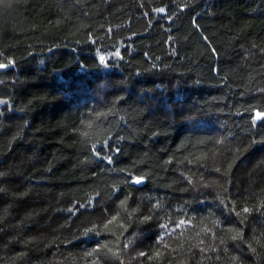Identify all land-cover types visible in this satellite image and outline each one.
<instances>
[{
    "label": "trees",
    "instance_id": "obj_1",
    "mask_svg": "<svg viewBox=\"0 0 264 264\" xmlns=\"http://www.w3.org/2000/svg\"><path fill=\"white\" fill-rule=\"evenodd\" d=\"M9 61L0 264H264V0H0Z\"/></svg>",
    "mask_w": 264,
    "mask_h": 264
},
{
    "label": "snow or ice",
    "instance_id": "obj_2",
    "mask_svg": "<svg viewBox=\"0 0 264 264\" xmlns=\"http://www.w3.org/2000/svg\"><path fill=\"white\" fill-rule=\"evenodd\" d=\"M156 11H158V12H160V13H164V12L166 11V9H165V8H159V9H157ZM115 55L118 56L119 53L117 52ZM100 60H101L102 62H104L105 57H104V56H101V57H100ZM13 63H14V62H12V61H9L8 64L0 63V69L8 68V67L11 66ZM253 119H254V121L264 119V112L256 111V112H255V115H254V117H253ZM105 143H107V141H105ZM116 151H119V149H116ZM94 154L97 155V156H99V153H98V152H95V149H94ZM101 158H102V159H108L109 162H111V157H110V156H109V157H101ZM143 180H144V177H143V176H138V177H135V178L133 179V182L136 183V184H140V183L143 182ZM121 203H122V204H125L126 201H122ZM243 211H244L245 213H247V212L249 211V209L245 208V209H243ZM115 219H116V217H113L112 219L108 220L107 223H108V224H112V223L114 222ZM145 219H146V220H147V219H150V217H145ZM184 223H185L184 220H180V221L178 222V224H177V227H178L179 225L184 224ZM105 227H107V225H105ZM162 227H163L164 229H167V228L169 227V225H168V224H164V225H162ZM208 231H210V230H208ZM88 232H93V233H95V232H96V229L93 228V229H88V230H86V231H85V235H87ZM160 239L163 240L164 237L161 236ZM233 239H236V237H233ZM125 247H127V244H125ZM98 250H99V245L97 246V248L93 249L91 252H88L87 255H88L89 257H91V256H93L94 253H96ZM252 251L255 252V249H252ZM140 255L143 256V255H145V254H144V253H140ZM93 264H95V261H93Z\"/></svg>",
    "mask_w": 264,
    "mask_h": 264
}]
</instances>
